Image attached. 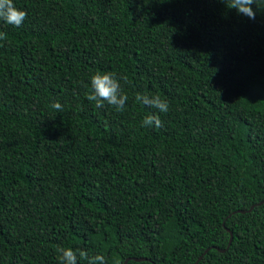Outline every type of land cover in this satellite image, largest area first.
<instances>
[{"label": "trees", "instance_id": "trees-1", "mask_svg": "<svg viewBox=\"0 0 264 264\" xmlns=\"http://www.w3.org/2000/svg\"><path fill=\"white\" fill-rule=\"evenodd\" d=\"M229 2L13 0L27 18L0 20V264H59L57 246L264 264V0L255 20ZM96 72L119 80L122 112L87 99ZM150 114L161 128L141 127Z\"/></svg>", "mask_w": 264, "mask_h": 264}, {"label": "clouds", "instance_id": "clouds-1", "mask_svg": "<svg viewBox=\"0 0 264 264\" xmlns=\"http://www.w3.org/2000/svg\"><path fill=\"white\" fill-rule=\"evenodd\" d=\"M256 3V0H230L228 7L234 8L238 13L255 20V12L250 5ZM27 13L18 9L13 0H0V20L14 27H21ZM6 39V33L0 32V41ZM126 80V78H124ZM91 92L87 95L89 101H94L97 108H103L105 103L115 108L116 111L122 112L125 108L128 96L123 93L121 84L115 74L96 72L90 76ZM135 100L150 108L157 109L159 112L166 113L169 110V104L159 95H142L137 93ZM56 110H62V105L54 103L52 105ZM163 122L156 114L146 115L141 121V127L161 128ZM57 259L59 264H77L78 257L87 261V264H106L103 255H92L85 250L74 251L72 248L57 246Z\"/></svg>", "mask_w": 264, "mask_h": 264}, {"label": "water", "instance_id": "water-1", "mask_svg": "<svg viewBox=\"0 0 264 264\" xmlns=\"http://www.w3.org/2000/svg\"><path fill=\"white\" fill-rule=\"evenodd\" d=\"M259 204H261V203H259ZM253 208V206H251L250 208H249V211L251 210ZM237 211H234V212H232L230 215H232V214H234V213H236ZM239 212H241V213H244V212H246L245 210H241V211H239ZM229 215V216H230ZM231 240H232V235H231V233H230V239H229V242H231ZM135 261H140V260H144V258H133ZM129 260V258H127V259H125V261L123 262V264H126L127 263V261Z\"/></svg>", "mask_w": 264, "mask_h": 264}]
</instances>
